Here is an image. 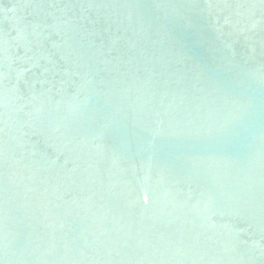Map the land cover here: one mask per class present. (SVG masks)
Returning <instances> with one entry per match:
<instances>
[{
	"label": "water",
	"instance_id": "95a60500",
	"mask_svg": "<svg viewBox=\"0 0 264 264\" xmlns=\"http://www.w3.org/2000/svg\"><path fill=\"white\" fill-rule=\"evenodd\" d=\"M0 264H264V0H0Z\"/></svg>",
	"mask_w": 264,
	"mask_h": 264
}]
</instances>
